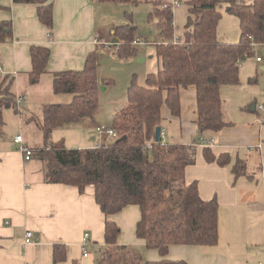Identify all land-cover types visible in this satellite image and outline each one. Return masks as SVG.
Returning a JSON list of instances; mask_svg holds the SVG:
<instances>
[{
    "label": "trees",
    "instance_id": "1",
    "mask_svg": "<svg viewBox=\"0 0 264 264\" xmlns=\"http://www.w3.org/2000/svg\"><path fill=\"white\" fill-rule=\"evenodd\" d=\"M12 1L36 4L38 20L52 30L50 0ZM185 3L187 15L179 42L172 40L173 11L169 2L160 0L158 7H154L151 15L162 38L154 46L160 68L147 74L142 85L134 78L130 82L126 104L113 113L115 136L104 138L96 147L83 149H68L62 139L50 141L54 128L95 115L99 84L98 59L94 52L87 54L81 69L52 73L53 92L70 94V101L45 103L41 106V117H32L44 140V145L32 153L44 163V181L72 185L80 192L87 185L94 187L95 201L106 218L102 264L111 263L117 257L124 264H138L141 260L138 251L118 244L121 227L111 219L128 206H135L139 211L135 236L144 242L146 249L156 250L160 256L145 264H188L185 260L168 259L169 248L172 245L214 247L218 243L216 199H203L197 182L187 183L184 178L185 168L195 161V145L163 139L155 142L154 132L161 125L163 104L172 116L180 115V89L189 86H194L196 91L199 132L219 131L228 124L223 117L220 90L224 85L239 83L240 60L251 55L256 45L264 44V0H185ZM224 5L239 21L240 35L236 43L218 38ZM133 30L129 24L113 27V34L122 40L118 54L134 53L132 45L128 46V40H134ZM11 37V21L0 20V42ZM29 56V82L34 84L46 70L50 48L31 45ZM12 83L13 78L0 75V134L2 110L11 107L15 111ZM202 154L207 162L221 166L230 161L228 153L215 155L208 146ZM231 169L238 176L244 172V163L238 160ZM63 258L64 246L55 244L53 259Z\"/></svg>",
    "mask_w": 264,
    "mask_h": 264
},
{
    "label": "crops",
    "instance_id": "2",
    "mask_svg": "<svg viewBox=\"0 0 264 264\" xmlns=\"http://www.w3.org/2000/svg\"><path fill=\"white\" fill-rule=\"evenodd\" d=\"M50 1L53 4L51 31L38 20L36 4L0 0V20H10L12 25V37L0 42V75L13 78L12 91L16 98L22 99L17 115L25 117V124H35L32 118L37 116L32 111L34 108L41 112V106L45 103L70 101L67 98L57 100L56 97L51 101L53 97L50 94L61 95L52 90V73L81 69L87 54L104 50L113 36L114 25L109 33L106 32L101 17V6L105 2ZM152 41L153 38H150L147 45L155 46L156 43ZM31 45L50 48L46 70L34 84L29 82L28 76L31 70ZM43 82L49 83L50 94H41L40 85ZM195 93L194 86L180 89L181 110L177 117L172 116L163 104L160 126L169 142L195 145V161L185 168L184 178L187 183L197 182L198 192L203 199H216L218 243L214 247L172 245L167 258L185 260L188 264H259L264 256L263 114L257 117L256 111L240 110L230 118H224L228 124L221 130L199 132ZM68 124L72 126L68 133L56 135L54 140L61 137L68 149L98 145L91 138L93 127L97 124L94 118L83 117ZM4 125L3 118L0 139ZM24 138L31 143L32 138ZM206 146L215 155L228 153L229 163L221 166L207 162L202 154ZM41 147L30 146L32 150ZM238 160L244 163V172L234 176L231 168ZM138 217L139 211L135 206L125 207L111 216L121 227L118 244L135 248L144 254L147 261L157 260L160 258L157 251L146 249L144 242L134 234ZM105 220L95 201L93 185L85 186L80 192L72 185L46 182L42 160L34 155L25 160L13 138L9 143L5 141L0 144V264H102ZM27 230L33 233V243H24ZM86 233L88 239L83 243L87 255L84 256L82 239ZM55 244L64 246V258L60 261L53 259ZM118 258L121 259L117 257L106 264H119Z\"/></svg>",
    "mask_w": 264,
    "mask_h": 264
},
{
    "label": "rangeland",
    "instance_id": "3",
    "mask_svg": "<svg viewBox=\"0 0 264 264\" xmlns=\"http://www.w3.org/2000/svg\"><path fill=\"white\" fill-rule=\"evenodd\" d=\"M159 1L160 0H114L105 2V4L101 6L103 9L101 17L106 32L109 33L113 25L118 27L129 24L134 28L133 38H139L143 42L132 44V42L128 40V46L131 47L132 45L134 53L123 56L118 54L117 51L119 43H121L122 40L120 37L113 34V41L111 39L104 50L96 52V57L98 59L97 78L99 90L98 106L93 117L97 122L95 126L111 129L113 126V113L126 104L127 89L132 79L134 78L138 84L142 85L144 84L147 74L156 72L159 69L160 63L155 55L154 45H147L148 43H145L146 40L150 41V38H153L151 43L162 41V38L158 36L156 19L151 15L154 7H158ZM162 1L169 2V0ZM227 8V6L222 8L221 19L217 31L218 38L223 42L236 43L240 35L239 21L236 15L229 12ZM186 15L187 4L181 0L180 4L173 8V30L176 35H182ZM252 51L251 55L245 56L240 60L239 83L236 85H225V87L221 88L224 118H230V116L240 110L256 111L257 117H261L264 112L263 108H259V105L264 107V44L256 45ZM256 57H259L261 61L257 62ZM48 84V82H43V86L40 85L42 95L50 94L51 87L49 88ZM50 95L53 97L51 101L55 100L54 97H56V99L61 98L60 100H62V98H67V100L71 99L68 93ZM48 98H50V96ZM20 109L21 104L19 109L15 107L16 112H14V109L11 107L4 109L3 118L5 125L3 127L0 144L5 141L6 143L11 142L12 138H14L16 134H19L22 136L24 144L29 148L30 146L34 148L43 146L44 140L40 129L35 124H25V117L22 116V118H20L17 115ZM32 111L37 115H34L35 118L41 117V112L37 108H34ZM67 125L65 124L63 125L64 127L61 126V128H56L55 131L51 132L50 141L56 142L61 140V137H59L58 140H54L53 138L56 135L59 136V134H67L69 131L68 129L72 127L69 124ZM95 126L93 127L91 138L99 145L101 140ZM164 129L166 131V128ZM25 136L32 138L31 143L25 140ZM162 139L163 141H169V138H165V136H163ZM136 249L138 250V248ZM262 250L264 252V244ZM141 255L142 257L138 264H145L147 259L144 257V254ZM261 261L262 264H264V256ZM117 262L119 264H124L122 259L119 258Z\"/></svg>",
    "mask_w": 264,
    "mask_h": 264
},
{
    "label": "built area",
    "instance_id": "4",
    "mask_svg": "<svg viewBox=\"0 0 264 264\" xmlns=\"http://www.w3.org/2000/svg\"><path fill=\"white\" fill-rule=\"evenodd\" d=\"M170 7L173 11V8L174 7H177L179 5V2L178 0H172L170 3ZM180 38L181 36L179 35H176L174 32L172 34V40L173 42H179L180 41ZM143 41L139 38H136L132 41V44H137V43H142ZM145 43H150V41L146 40ZM261 59L259 57H256V61H260ZM0 71H1V67H0ZM22 102V99L19 97L16 98V101H15V104H16V108L19 109V106ZM259 108H263L262 106H259ZM19 111V110H18ZM96 130L98 131L99 133V137H100V140L102 141L104 138L108 137V136H115L116 135V132L111 128V129H108L106 127H102V126H96ZM161 138L163 136H165V133L164 131L161 129ZM103 137V139H102ZM13 141L15 143L18 144V147H19V150L22 152L23 156H24V159L25 160H28L31 158L32 156V153H33V150L31 148H29L28 146H26L23 142V138L21 135L19 134H16L13 138ZM88 239V234H84V237L82 239V250L84 251L83 252V255H87V251L84 247V243L85 241H87ZM34 242V237H33V233L29 230L25 231V234H24V243L25 244H29V243H33ZM259 264H262V262H260Z\"/></svg>",
    "mask_w": 264,
    "mask_h": 264
},
{
    "label": "water",
    "instance_id": "5",
    "mask_svg": "<svg viewBox=\"0 0 264 264\" xmlns=\"http://www.w3.org/2000/svg\"><path fill=\"white\" fill-rule=\"evenodd\" d=\"M227 10H228V8H227ZM160 133H161V126H157L155 128V132H154V141L155 142L161 141L162 138H161Z\"/></svg>",
    "mask_w": 264,
    "mask_h": 264
}]
</instances>
